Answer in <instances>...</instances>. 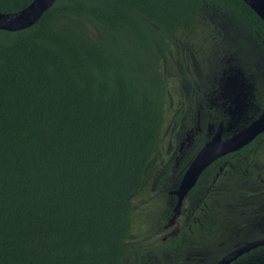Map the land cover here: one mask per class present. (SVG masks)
<instances>
[{"label":"trees","instance_id":"obj_1","mask_svg":"<svg viewBox=\"0 0 264 264\" xmlns=\"http://www.w3.org/2000/svg\"><path fill=\"white\" fill-rule=\"evenodd\" d=\"M32 2L0 0V13ZM215 51L264 94V22L242 0H57L24 31L0 30V264H217L264 238V189L243 185L264 176V160L230 155L169 233L170 192L228 119L202 96ZM174 78L189 84L177 105ZM185 119L194 154L166 170L167 133ZM159 192L170 205L155 210ZM232 264H264V246Z\"/></svg>","mask_w":264,"mask_h":264},{"label":"water","instance_id":"obj_2","mask_svg":"<svg viewBox=\"0 0 264 264\" xmlns=\"http://www.w3.org/2000/svg\"><path fill=\"white\" fill-rule=\"evenodd\" d=\"M56 1L57 0H33V2L22 11L9 14L0 13V30L16 32L33 26L56 3ZM242 1L264 22V0ZM225 85L230 89L233 88L232 77H228ZM223 130V125H220L215 130L212 138L199 150L190 163L178 187L170 192V194L174 195L176 198L174 207L175 212H179L180 209L183 208L189 192L195 187L203 172L212 163L248 145L259 135L264 133V111L258 119H255L252 123L244 126L228 137L223 138ZM262 244H264V239L246 243L225 255L217 264H231L244 253Z\"/></svg>","mask_w":264,"mask_h":264},{"label":"flooded vegetation","instance_id":"obj_3","mask_svg":"<svg viewBox=\"0 0 264 264\" xmlns=\"http://www.w3.org/2000/svg\"><path fill=\"white\" fill-rule=\"evenodd\" d=\"M232 81H233V88L232 89H230L229 87H227L225 85L224 88L222 87V90L224 91V94H222L223 96L220 95L218 98H215V100L213 99V101H214L213 105H210V104L207 105V107L209 109L214 110V112H217V114L219 116L224 115L225 117L228 118L226 122L224 120L223 121L221 120L220 124L218 125V127L220 125H223V128H224L223 138L230 136L231 134L235 133L236 131L242 129L244 126L252 123L255 119H258L264 111V100L262 99L264 94H263V92H261L262 89H260V87L262 86L261 81H259L258 84L257 83L251 84L249 82L248 78L235 77V74L232 77ZM235 83H236V86H235ZM204 84H205L206 92H205V95L202 94V96L207 101V99H209L210 96H215L217 94V90H216L214 85H212L209 88L206 86V83H204ZM231 84H232V82H231ZM257 85H259V88L257 87ZM202 91H205V90H202ZM219 99H222V101L218 102ZM230 125H231V127H230ZM198 131L200 134L202 133V129H198ZM214 133H215V131L212 133H208L209 140L212 138ZM263 134L264 133H262L261 135H263ZM261 135H259V136H261ZM259 136L257 138H259ZM197 138L198 137H197V133H196L195 129H192V128L186 129V131L184 132L183 138H181L180 140L177 141L178 142V150L176 152L180 153L181 155H184L183 152H185L186 153L185 158L186 159L190 158L192 156V153L194 154L195 141ZM261 141H264V137L262 138ZM251 143H249L248 145H246V146H244V147H242L236 151H233V152L227 154V155H230V159H229V161H227V163H229V165H230L231 162L234 161L237 163V165H238V163L239 164L248 163L251 165L252 163L255 164V162L258 163V165L262 164L263 160H264V144L261 146L260 150L257 153H254V150L253 149L251 150V147H250ZM168 144H170V142H168ZM199 150L197 151V153L199 152ZM196 154H195V156H196ZM255 154H257V155H255ZM195 156L193 157V159L195 158ZM224 157L217 159L214 163H212L208 167V168H210L211 166L216 165V168H217V172L212 177V179H213L212 180V186L216 187L214 182H215V180L219 179V175L221 172H223V168L226 165L225 164L226 161H221V159H223ZM193 159L191 160V162L193 161ZM177 160H178V158H177ZM259 166H261V165H259ZM244 179H245V184L247 186L249 185V182H252V185L255 184L253 182V180L257 179V181L261 182V187L264 189V176L263 177L257 176V178L256 177H254V178L253 177H245ZM223 180H221L222 185L226 181L231 182L230 177L226 178V181H223ZM206 182H207V180L205 181V183ZM233 184L236 185V183H233ZM196 185H197V183H196ZM243 185H244V182H243ZM252 185L250 187H252ZM206 192L209 193V191H206ZM173 204H176V202H173ZM173 204H171V205H173ZM174 207H175V205H174ZM174 217H175V215H174ZM261 239H264V238H261ZM258 240H260V239H258ZM254 241H256V240H254ZM248 243H250V242H248ZM263 246H264V244L259 245V246L251 249L250 251H248L244 254H248L251 251L256 250V249L263 247ZM238 258H240V257H238ZM235 261H233V262H235Z\"/></svg>","mask_w":264,"mask_h":264},{"label":"rangeland","instance_id":"obj_4","mask_svg":"<svg viewBox=\"0 0 264 264\" xmlns=\"http://www.w3.org/2000/svg\"><path fill=\"white\" fill-rule=\"evenodd\" d=\"M220 56L217 57V53L216 51L208 58V61L211 63L209 64L208 67H205L206 69V73L204 75V83H206L207 87H211L212 85L215 86L216 90H217V94L215 96H210L209 99H207L208 103L210 105L214 104L213 99L215 100V98H218L220 95L224 94V91L222 90V87L224 88L226 81L228 79L227 75H226V71H225V67L226 64L225 61L222 62ZM228 59V58H226ZM173 86H172V99H169L170 103H176L178 102V99L181 96V101L185 99L186 93L188 91V86L187 85V81L181 78H174L172 80ZM202 90H205L202 92L203 95H205L206 89L203 88ZM223 96V95H222ZM222 99H219L218 102H221ZM217 103V102H216ZM188 106V110L189 111H193L195 107L191 106V105H187ZM177 108V107H176ZM182 112L185 114L187 113V108L185 107V105L183 106L182 104L180 105V107ZM172 112V109L169 107L168 108V118H170L169 113ZM196 116H197V120L200 119V115L199 112H196ZM187 122L188 120L185 119L184 120V125L183 128L181 129L180 126H178L177 128L170 130L167 135H168V142H170V144L167 145L166 147V154L170 153V156L166 157L165 159H163L164 163V167L166 168V170L171 169L172 171H177L178 169H181L182 163H184V161H186V153L183 152L184 155H181L180 153H177L176 151L178 150V140H180L181 138H183L184 132L186 131V126H187ZM189 129V128H188ZM178 158V160H177ZM170 175V173L168 172L166 175H164L162 177V179L167 176ZM252 185V182H249V185L247 186L244 182V187L249 188ZM167 186H171L170 184ZM152 197H154L153 203H155L156 205L152 208L155 210H162L163 206H169L170 203L168 202L167 197H164L162 195V192H159L157 194H154V196L152 195ZM187 208V202H185L183 208L180 209L179 212L176 213L175 217L172 219V222L170 223L168 229H169V233L179 229L181 224L183 223L184 220V215H185V211Z\"/></svg>","mask_w":264,"mask_h":264},{"label":"clouds","instance_id":"obj_5","mask_svg":"<svg viewBox=\"0 0 264 264\" xmlns=\"http://www.w3.org/2000/svg\"><path fill=\"white\" fill-rule=\"evenodd\" d=\"M226 75H227V77H233V74H229V75H228V74L226 73ZM235 77H241V76H236V75H235Z\"/></svg>","mask_w":264,"mask_h":264},{"label":"bare ground","instance_id":"obj_6","mask_svg":"<svg viewBox=\"0 0 264 264\" xmlns=\"http://www.w3.org/2000/svg\"><path fill=\"white\" fill-rule=\"evenodd\" d=\"M24 31V30H23ZM202 205V204H201ZM193 221V220H192ZM197 225V224H196ZM174 239V238H173ZM171 245V244H170ZM174 245V244H173ZM135 250V249H134ZM141 251V250H140ZM144 251V250H143ZM170 251V250H169ZM140 253V252H139ZM173 254V253H172ZM147 255V254H146Z\"/></svg>","mask_w":264,"mask_h":264}]
</instances>
